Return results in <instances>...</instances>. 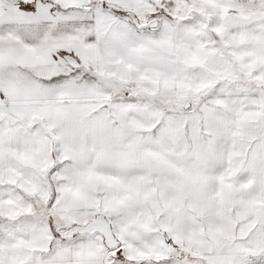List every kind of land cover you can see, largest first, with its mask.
I'll use <instances>...</instances> for the list:
<instances>
[{
    "label": "snow or ice",
    "instance_id": "snow-or-ice-1",
    "mask_svg": "<svg viewBox=\"0 0 264 264\" xmlns=\"http://www.w3.org/2000/svg\"><path fill=\"white\" fill-rule=\"evenodd\" d=\"M0 264H264V0H0Z\"/></svg>",
    "mask_w": 264,
    "mask_h": 264
}]
</instances>
